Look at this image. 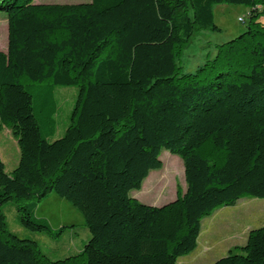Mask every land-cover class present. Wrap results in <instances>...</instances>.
I'll list each match as a JSON object with an SVG mask.
<instances>
[{"label":"trees","instance_id":"obj_1","mask_svg":"<svg viewBox=\"0 0 264 264\" xmlns=\"http://www.w3.org/2000/svg\"><path fill=\"white\" fill-rule=\"evenodd\" d=\"M32 2L0 0V130L19 148L10 173L0 159V264H176L195 250L215 208L264 199V0ZM217 4L249 7L246 30L181 72L177 57L193 34L219 30ZM37 84L78 91L52 141L35 114ZM163 149L181 158L186 188L149 205L131 191L162 167ZM50 194L89 232L81 252L61 259L11 232L3 212L10 201H30L17 205L20 223L57 236L65 226L53 231L35 216ZM211 264H264V225Z\"/></svg>","mask_w":264,"mask_h":264},{"label":"rangeland","instance_id":"obj_2","mask_svg":"<svg viewBox=\"0 0 264 264\" xmlns=\"http://www.w3.org/2000/svg\"><path fill=\"white\" fill-rule=\"evenodd\" d=\"M88 1L90 0H33L32 3L71 4ZM248 10L249 7L243 5H215L213 7L214 23L219 30L201 29L193 34L187 46L177 57L181 72H194L199 65L215 55L217 44L224 43L245 31L249 23ZM240 18H244L245 22L240 21ZM260 19L264 21V15L258 18ZM6 48L7 14L5 11H0V50L5 51ZM30 91L34 97L35 114L39 119L43 135L49 141L61 137L69 123V116L77 98V89L37 84L32 86ZM5 134L6 146L4 150H0V158L5 163L6 171H12L18 164L19 148L15 144V138L5 127L0 130V145ZM159 158L162 161V167L149 172L143 180L141 189L131 191L132 197L156 206L173 200L178 187L183 191L186 188L181 158L165 149L161 150ZM28 202L10 201L3 205L8 229L11 232L19 237L34 239L40 249L51 259L65 258L82 251L83 245L89 239V232L83 224L81 214L69 202L50 194L37 203L39 208L35 216L43 217L53 231L60 226H65L61 234L53 237L30 231L20 223L17 205ZM228 220L231 224L233 223L229 228H227ZM262 225H264V199L243 196L234 205L219 206L210 215L202 218L200 238L198 237L195 250L180 257L176 264H211L228 254L226 249L235 239L232 237L234 232L247 229L249 226L257 228ZM205 240L211 246L206 254L201 248Z\"/></svg>","mask_w":264,"mask_h":264},{"label":"crops","instance_id":"obj_3","mask_svg":"<svg viewBox=\"0 0 264 264\" xmlns=\"http://www.w3.org/2000/svg\"><path fill=\"white\" fill-rule=\"evenodd\" d=\"M5 129H7L6 127H5ZM8 131L11 133V131L8 129ZM2 132H4V131H2ZM1 132V133H2ZM5 136V138H3V140H2V142H1V144L2 145H0V150L2 149V150H4V148H5V139H7L6 138V134L4 135ZM16 143L15 144H17V141H15ZM1 159V158H0ZM2 160V159H1ZM4 163V162H3ZM4 165H5V163H4ZM6 168V167H5ZM15 168V167H14ZM13 170V169H12ZM7 172H11V171H7ZM233 225V223L231 224L230 223V220H228V227L227 228H229V227H231ZM252 229H254V228H250V226L249 227H247V229L245 228V229H239V230H237L236 232H234L233 233V238H235L234 240H233V243H231V245H229L228 247H227V249H226V251H230L232 248H234L235 246H242V245H244L245 244V242H246V240H247V236H248V233H249V231L250 230H252ZM205 237L207 238V236L205 235ZM199 238H200V236H199ZM199 241H200V239H199ZM199 244H200V242H199ZM201 248H202V250L204 251V253L206 254L207 252H209L210 251V249H211V246H210V244H209V242L207 241V240H205L204 241V243H202L201 244ZM201 253V252H200ZM199 253V254H200ZM179 260V259H178Z\"/></svg>","mask_w":264,"mask_h":264},{"label":"built area","instance_id":"obj_4","mask_svg":"<svg viewBox=\"0 0 264 264\" xmlns=\"http://www.w3.org/2000/svg\"><path fill=\"white\" fill-rule=\"evenodd\" d=\"M240 21H243L241 18L239 19Z\"/></svg>","mask_w":264,"mask_h":264}]
</instances>
